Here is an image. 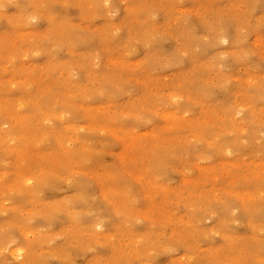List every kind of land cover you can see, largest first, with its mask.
Returning a JSON list of instances; mask_svg holds the SVG:
<instances>
[{"label":"rangeland","instance_id":"374dc122","mask_svg":"<svg viewBox=\"0 0 264 264\" xmlns=\"http://www.w3.org/2000/svg\"><path fill=\"white\" fill-rule=\"evenodd\" d=\"M0 46V264H264V0H0Z\"/></svg>","mask_w":264,"mask_h":264},{"label":"bare ground","instance_id":"6f19581e","mask_svg":"<svg viewBox=\"0 0 264 264\" xmlns=\"http://www.w3.org/2000/svg\"><path fill=\"white\" fill-rule=\"evenodd\" d=\"M103 1V0H102ZM27 19V18H26ZM1 47V46H0ZM25 49V48H24ZM3 100V99H2ZM9 106H10V103H9ZM242 112V111H241ZM18 116V115H17ZM21 116V115H20ZM51 123V122H50ZM3 126V125H2ZM169 127V126H168ZM170 127H171V125H170ZM170 129V128H169ZM14 138V137H13ZM24 157V156H23ZM26 180V179H25ZM100 222V221H99ZM95 228V227H94ZM97 230V229H96ZM20 251H23V250H21V249H19ZM16 251V250H15ZM20 251H18V252H20ZM17 252V253H18ZM24 252V251H23ZM13 254V253H12ZM19 254V253H18ZM23 253H21V255H22ZM15 256V255H14ZM18 256V255H17ZM16 257V256H15ZM19 257V256H18ZM15 259V258H14Z\"/></svg>","mask_w":264,"mask_h":264}]
</instances>
